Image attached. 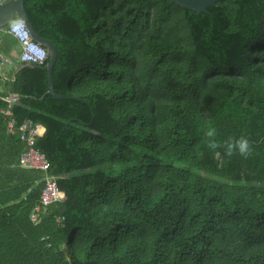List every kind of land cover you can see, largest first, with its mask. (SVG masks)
Segmentation results:
<instances>
[{
	"label": "trees",
	"instance_id": "16d2710c",
	"mask_svg": "<svg viewBox=\"0 0 264 264\" xmlns=\"http://www.w3.org/2000/svg\"><path fill=\"white\" fill-rule=\"evenodd\" d=\"M24 6L57 49L55 92L92 109L49 95L48 61L10 84L16 120L42 126L36 148L66 198L31 223L44 174L18 167L25 146L0 115V174L15 176L0 189V264H264V0L200 15L172 0ZM175 17L188 47L140 62L158 34H183L168 30ZM214 78L229 93L207 119Z\"/></svg>",
	"mask_w": 264,
	"mask_h": 264
},
{
	"label": "built area",
	"instance_id": "2783aa9c",
	"mask_svg": "<svg viewBox=\"0 0 264 264\" xmlns=\"http://www.w3.org/2000/svg\"><path fill=\"white\" fill-rule=\"evenodd\" d=\"M6 1L9 0H0V3ZM0 32L17 41L20 48V63H30L37 66H43L48 61L49 55L47 50L32 38L24 22L16 20L6 28L0 29ZM5 67L6 60L0 55V77L3 76ZM4 101L6 106L0 107V115L5 121L7 132L10 135L18 136L19 140L25 146L19 159V168L44 174L42 179L43 190L41 194V202L34 208L30 215L31 223L37 226L42 222V215L46 210L65 200V193L60 190L56 177L48 174L50 168L49 163L45 155L36 148L37 139L43 129L42 126L30 120L18 123L13 111L19 101L17 96L11 94L6 95ZM63 222V217H59L56 220L57 224Z\"/></svg>",
	"mask_w": 264,
	"mask_h": 264
},
{
	"label": "rangeland",
	"instance_id": "374dc122",
	"mask_svg": "<svg viewBox=\"0 0 264 264\" xmlns=\"http://www.w3.org/2000/svg\"><path fill=\"white\" fill-rule=\"evenodd\" d=\"M159 25V20L155 19L153 21V29L156 30L158 28ZM182 25L180 24L178 18L175 17L174 22L171 24V28H168V30L171 31H179L183 34H179L177 35V37H175L174 35L168 34L166 32H162L160 34H158V38H156V44L151 45V47L149 48H144L140 51L139 53V60L140 62H146L147 60H149V58L151 56H153V54L160 50L163 49L164 52L167 54V56H170L173 52L172 47L170 46L172 43H178L181 47L183 48H187L188 47V41L184 36L185 30H183V28L181 27ZM179 29V30H178ZM9 38H3L2 40H0V44L3 43V47H0V52L1 49L4 50L5 54L7 53L10 57L12 55V57H17L18 53H19V48L17 47L16 42L13 40V38H11L10 36H8ZM7 51V52H6ZM10 73H12V71L14 72L15 69L11 68ZM189 77L190 80L193 81H199L202 82L203 81V73L200 71H197L196 69L191 70L190 75H187ZM231 78L230 76H225V78ZM11 79V78H10ZM214 80H208L206 81L205 85H207V89L205 90V93L202 95L201 100L202 103L205 107V116L207 117V119L211 116L212 114V109H214L218 103L220 102L221 98L229 93L227 87L225 84L220 85V83L218 82L217 84H214ZM238 83V86H240V83L238 81H236ZM11 82H6L5 84V89L8 90L10 87ZM171 106L176 105V102H171ZM170 105H168V109L171 108ZM190 107L192 109H198L197 106L191 104ZM6 140L5 139H0V162L4 160V153H3V149H5L4 145H5ZM19 167V164H18ZM29 174V173H28ZM31 174H36L35 172H30ZM41 177V176H39ZM13 180H15V176L14 178H10L8 175L5 174H0V189H4V188H8L10 184H13ZM42 183V179L38 178V180H36L34 182V186H37L39 184Z\"/></svg>",
	"mask_w": 264,
	"mask_h": 264
},
{
	"label": "water",
	"instance_id": "95a60500",
	"mask_svg": "<svg viewBox=\"0 0 264 264\" xmlns=\"http://www.w3.org/2000/svg\"><path fill=\"white\" fill-rule=\"evenodd\" d=\"M177 6L182 9L194 12L198 15L209 14L208 8L217 5L224 0H172ZM15 20H20L24 22L32 36V38L40 45H42L48 52L49 58L46 64V69L48 70V82H49V95H51L56 100H75L88 105L91 109V105L80 98H72L66 95H60L54 90L53 81V70L58 58V52L54 44L46 39L41 38L40 34L36 32L34 26L32 25L28 14L24 6V0H9L0 3V29L6 28ZM17 70L14 74V80L16 79L19 70L24 68H34L36 65L30 63L16 64ZM93 111V110H92Z\"/></svg>",
	"mask_w": 264,
	"mask_h": 264
},
{
	"label": "crops",
	"instance_id": "0c3cea01",
	"mask_svg": "<svg viewBox=\"0 0 264 264\" xmlns=\"http://www.w3.org/2000/svg\"><path fill=\"white\" fill-rule=\"evenodd\" d=\"M16 21V20H15ZM9 38L8 37V35H4L2 32H0V40H2L3 38ZM12 38V37H11ZM10 39V38H9ZM13 40L16 42V44H17V47L19 48V45H18V43H17V41L13 38ZM0 47L2 48L3 47V43L2 44H0ZM7 52V51H6ZM19 53H20V48H19ZM19 53H18V56L15 58V57H12V55H11V57L6 53L5 54V52H4V50L3 49H1V52H0V55L2 56V58L3 59H5L6 60V67H5V69H4V74H3V76L2 77H0V94H2V95H4V96H6V95H9V94H11V95H15L13 92H12V86L10 85V87H9V89L8 90H6L5 89V84H6V82H13V81H15L14 80V74H15V72H16V70H17V67H16V64H18V65H20V64H22V63H20V61H19ZM15 69V71L13 72L12 71V73H10V69ZM28 68V67H27ZM22 70V69H21ZM20 71V70H19ZM18 74V73H17ZM17 77V76H16ZM11 78V79H10ZM15 96H17V95H15ZM18 97V96H17ZM19 98V97H18ZM18 103V102H17ZM17 105V104H16ZM31 121V120H30ZM4 208V206H0V209H3Z\"/></svg>",
	"mask_w": 264,
	"mask_h": 264
},
{
	"label": "clouds",
	"instance_id": "9594fccd",
	"mask_svg": "<svg viewBox=\"0 0 264 264\" xmlns=\"http://www.w3.org/2000/svg\"><path fill=\"white\" fill-rule=\"evenodd\" d=\"M238 146H239L240 151L244 152L247 148V141H244V140L240 141Z\"/></svg>",
	"mask_w": 264,
	"mask_h": 264
}]
</instances>
